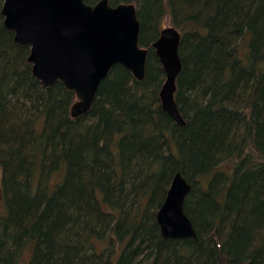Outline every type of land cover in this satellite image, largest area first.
<instances>
[{"label":"trees","instance_id":"1","mask_svg":"<svg viewBox=\"0 0 264 264\" xmlns=\"http://www.w3.org/2000/svg\"><path fill=\"white\" fill-rule=\"evenodd\" d=\"M119 3L137 10L144 79L112 67L78 118L74 94L41 85L0 15V264L26 246L29 264H264V0ZM166 17L181 35L184 126L158 96L150 46ZM178 172L196 239H165L156 222Z\"/></svg>","mask_w":264,"mask_h":264},{"label":"water","instance_id":"2","mask_svg":"<svg viewBox=\"0 0 264 264\" xmlns=\"http://www.w3.org/2000/svg\"><path fill=\"white\" fill-rule=\"evenodd\" d=\"M2 24L19 46L29 47L27 63L32 75L46 88L60 83L72 92L75 102L70 116L86 115L100 83L112 67L120 65L141 81L145 76L147 50L139 46L140 24L132 3L110 5L99 0H3ZM181 35L168 26L151 45L162 64L165 82L158 94L161 108L178 126H184L174 92L182 64L178 54ZM191 190L176 173L156 222L164 238H194L192 224L184 212Z\"/></svg>","mask_w":264,"mask_h":264},{"label":"rangeland","instance_id":"3","mask_svg":"<svg viewBox=\"0 0 264 264\" xmlns=\"http://www.w3.org/2000/svg\"><path fill=\"white\" fill-rule=\"evenodd\" d=\"M168 26H171L170 25V21L168 19V17H166L164 20H163V25L162 27H168ZM246 40L245 41H241L239 43V52L240 54H243L244 51H246ZM40 128V126H39ZM52 178V179H51ZM50 180L51 183L55 182L57 180V178H53L51 177ZM59 178V176H58ZM5 213V208H4V205H3V202H2V199L0 197V216L3 215ZM30 255H31V247L30 246H26L25 249L23 250L22 252V255H21V258L19 260V264H29V260H30Z\"/></svg>","mask_w":264,"mask_h":264},{"label":"bare ground","instance_id":"4","mask_svg":"<svg viewBox=\"0 0 264 264\" xmlns=\"http://www.w3.org/2000/svg\"><path fill=\"white\" fill-rule=\"evenodd\" d=\"M2 5H3V3H2ZM1 8H2V6H1ZM0 11H1V9H0ZM159 33H160V32H159ZM158 36H159V35H158ZM157 38H158V37H157ZM155 41H156V40H155ZM155 41H154V42H155ZM154 42H153V43H154ZM153 43H152V44H153ZM152 44H151V45H152ZM139 46H140V45H139ZM140 47H141V46H140ZM150 47H151V46H150ZM142 48H143V47H142ZM151 48L154 50L155 55H156V50H155L153 47H151ZM145 49H146V48H145ZM146 50H147V49H146ZM147 54H148V50H147ZM156 56H157V55H156ZM157 58H158V56H157ZM146 60H147V56H146ZM158 60H159V58H158ZM159 62H160V61H159ZM160 64H161V63H160ZM161 66H162V64H161ZM145 67H146V66H145ZM164 82H165V79H164ZM164 82H163V84H164ZM163 84H162V85H163ZM162 85H161V87H162ZM176 88H177V87H176ZM160 89H161V88H160ZM159 92H160V91H159ZM175 92H176V91H175ZM175 92H174V94H173V95H174V100H175ZM73 104H74V103H73ZM73 104H72V105H73ZM72 105H71V106H72ZM174 176H175V175H174ZM174 176H173V177H174ZM172 179H173V178H172ZM164 201H165V200H164ZM163 203H164V202H163ZM189 220H190V219H189ZM190 222H191V221H190ZM191 224H192V223H191ZM192 227H193V226H192ZM159 228H160V227H159ZM193 230H194V228H193ZM160 232H161V231H160ZM194 233H195V231H194ZM161 235H162V233H161ZM162 237H163V235H162ZM163 238H164V237H163ZM196 238H197V236H196V233H195V237H194L193 239H196ZM165 239H167V238H165ZM175 239H178V238H175Z\"/></svg>","mask_w":264,"mask_h":264}]
</instances>
